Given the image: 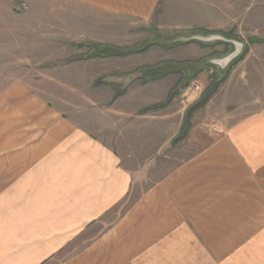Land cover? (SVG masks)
<instances>
[{
  "label": "crops",
  "instance_id": "obj_1",
  "mask_svg": "<svg viewBox=\"0 0 264 264\" xmlns=\"http://www.w3.org/2000/svg\"><path fill=\"white\" fill-rule=\"evenodd\" d=\"M23 1L22 14L0 0V264H264V99L255 96L264 84L245 78L261 64L214 59L209 85L219 82L204 104L189 89L196 73L179 78L180 67L111 78L127 86L111 97L128 102L115 111L123 125L91 132L25 80L23 59L33 58H23V41L36 51L40 42L53 62L56 14L69 29L112 31L150 22L160 0ZM222 37L229 50L213 58L235 49ZM258 39L235 40L242 52ZM161 102L174 109H149ZM202 110L213 127L206 141L134 196L143 181L129 167L134 150L160 152L193 133Z\"/></svg>",
  "mask_w": 264,
  "mask_h": 264
},
{
  "label": "rangeland",
  "instance_id": "obj_2",
  "mask_svg": "<svg viewBox=\"0 0 264 264\" xmlns=\"http://www.w3.org/2000/svg\"><path fill=\"white\" fill-rule=\"evenodd\" d=\"M27 8L22 12L13 11L23 14ZM56 15L53 62L45 60V55L40 54V42L36 51L34 46L24 45V40L23 58L31 56L33 61L29 63L23 59L22 73L35 92L91 132L102 131L115 123L123 125L122 117L115 111L125 109L128 102L113 103L111 97L114 93H125L127 86L122 84L125 82L110 84L107 81L111 78H134L133 82H137L139 78L136 77L143 69L165 67L166 74L172 67H180L179 78L184 79L187 72L196 73L190 83L197 82L200 91L189 89L200 97L216 70L211 63L214 59L218 61L225 57L213 58V54L229 50L226 44L216 43L215 36L229 35L239 40L259 38V44L248 43L242 60L248 65L261 64L260 71L249 67L251 70L247 69L245 78L254 86H259V78L260 84H264V0H160L150 22L123 20L112 31L89 26L69 29L61 16ZM113 49L120 50L118 52L122 54L115 55ZM127 50L130 53L125 54ZM218 73L217 80L222 77L223 71ZM150 79L154 80L152 76ZM136 85L129 88L134 91ZM261 87L255 89V96L264 99V85ZM173 93H178V89L174 88ZM167 104L147 107H154L151 110L155 112L174 109L175 104ZM142 108L141 102L135 104V109ZM200 114L193 133L185 137L177 134L160 152L153 149L134 150L130 159L132 166L129 167L143 169V181L135 183L134 196L206 141L213 127L211 123L204 122L206 110ZM149 159L150 166H142Z\"/></svg>",
  "mask_w": 264,
  "mask_h": 264
},
{
  "label": "trees",
  "instance_id": "obj_3",
  "mask_svg": "<svg viewBox=\"0 0 264 264\" xmlns=\"http://www.w3.org/2000/svg\"><path fill=\"white\" fill-rule=\"evenodd\" d=\"M113 51H116L114 54L115 55H120V54H122V53H120V52H118V51H120V50H118V49H113ZM245 52H246V49H243V51L235 58V59H233L232 61H231V63H230V65H234L235 63H237L238 61H240L242 58H243V55L245 54ZM126 53H130V51H126L125 52V54ZM229 65V66H230ZM228 66V67H229ZM219 82V80L216 82V83H214V85H209L207 88H206V90L202 93V95H201V98H200V104H204V103H206L208 100H209V98L213 95V93L215 92V90H216V86H217V83ZM151 109H154V107H152Z\"/></svg>",
  "mask_w": 264,
  "mask_h": 264
},
{
  "label": "water",
  "instance_id": "obj_4",
  "mask_svg": "<svg viewBox=\"0 0 264 264\" xmlns=\"http://www.w3.org/2000/svg\"><path fill=\"white\" fill-rule=\"evenodd\" d=\"M217 39L215 40H227L226 38L222 36H215ZM233 44H235V49L228 54L226 57H224L222 60H218L221 67H225L229 62H231L233 59H235L241 52L243 44L236 40H230ZM217 61V63H218Z\"/></svg>",
  "mask_w": 264,
  "mask_h": 264
},
{
  "label": "built area",
  "instance_id": "obj_5",
  "mask_svg": "<svg viewBox=\"0 0 264 264\" xmlns=\"http://www.w3.org/2000/svg\"><path fill=\"white\" fill-rule=\"evenodd\" d=\"M27 8L26 3L21 0H13L12 9L16 12H22ZM190 88L193 91H200V86L196 82L190 84Z\"/></svg>",
  "mask_w": 264,
  "mask_h": 264
}]
</instances>
